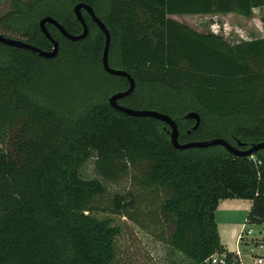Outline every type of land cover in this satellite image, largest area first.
Here are the masks:
<instances>
[{"label":"trees","instance_id":"obj_1","mask_svg":"<svg viewBox=\"0 0 264 264\" xmlns=\"http://www.w3.org/2000/svg\"><path fill=\"white\" fill-rule=\"evenodd\" d=\"M53 1L36 0L31 11L22 12L20 1L13 0L0 25L50 51L51 43L38 28L41 18H54L72 35L81 31L71 14L76 0H56L63 18L49 4ZM98 3L95 8L111 36L109 63L114 41L119 70L136 84L161 83L175 93L189 89L191 102L206 111L216 138L233 146L236 137L252 144L264 141V70H254L251 62L264 61V39L231 45L223 36L201 34L174 19L233 13L250 19L255 10L264 9V0ZM48 30L59 44V55L61 43L74 45L69 52L75 54L92 37L90 57L103 70L104 36L95 27L78 42L63 38L53 26ZM0 48L9 53V63L0 66V264H113L121 228L111 216H129L134 200L130 193L108 198L103 182L131 173L130 179L162 196V223L172 227L169 237L150 236L160 244L165 240L171 255L187 264H211L212 256L224 253L228 259L234 256L220 243L215 220L219 202L247 200L251 207L245 222L264 224V150L253 155L255 160L234 157L222 147L179 151L172 147L165 124L114 111L106 100L81 113L68 128L57 112L20 89L24 81L41 82L47 74L45 64L59 55L46 60L1 44ZM114 78L124 82L120 90L125 91L126 79ZM134 92L119 104L125 106ZM154 98L161 101L154 109L176 121L180 143L200 135L205 117L195 106L189 112L200 115L201 125L192 131L195 122L185 119L189 112L183 113L181 103ZM248 114L259 115L258 121L241 122L240 116ZM88 161L100 180L79 178V168Z\"/></svg>","mask_w":264,"mask_h":264},{"label":"rangeland","instance_id":"obj_2","mask_svg":"<svg viewBox=\"0 0 264 264\" xmlns=\"http://www.w3.org/2000/svg\"><path fill=\"white\" fill-rule=\"evenodd\" d=\"M19 1L21 3V11L27 12L31 11L28 8L36 0ZM102 1L107 2L108 0ZM12 2L13 0H0V19L11 11ZM56 3H58L56 0L49 2V4H52L54 12H57L58 8ZM57 14L61 18L65 16L62 8ZM31 16L36 17V14L32 13ZM174 19L201 34L223 36L231 45H237L242 41L249 42L260 38L264 39V9L255 10L253 17L250 19L239 13L178 17ZM0 34L27 42L26 37L21 34L12 35L6 32L2 25H0ZM92 41L93 38H89L75 54L69 52L75 49L74 45L65 42L61 43L62 50L59 57L45 64L47 74L45 73L42 81L34 84L28 80L20 85L22 92L37 104L57 112L65 120L68 128L81 113L89 110L94 104L104 100L107 101L112 94L122 92L120 89L124 86V82L103 72L101 67L91 59ZM112 50L110 67L119 69V49L114 41ZM8 55L9 53L6 49L0 48V66L9 63ZM251 62L254 70H264V61L262 59L256 58L251 60ZM96 70L99 73L97 76L94 75ZM176 93H180L182 98L173 96ZM176 93L161 83H137L134 98L125 101L123 104L129 109L137 111H157L154 107H157V103L161 101L156 100L154 97H164L170 103H181L185 114L195 106L203 114L205 121L200 135L195 137L192 142L215 139L217 135L215 136L211 131L213 130L211 129V120L208 119L209 117L203 108L194 101L191 102L192 94L190 90L184 89ZM177 109H180V106ZM240 117L241 122L246 124H252L259 119L257 114H248ZM168 131L169 129H167ZM237 141L248 145L252 144L241 137H236L231 142L237 144ZM78 174L82 180H100L94 170L92 161L84 163L79 168ZM131 175L132 173L130 176H124L115 182H103L108 198L114 194L130 193L134 200V205L128 210L129 216H111L114 219V223L121 228V234L116 239L117 258L113 264H187L180 256L171 255L170 250L164 244L166 243L165 240H162L164 243L160 244L155 241V238L150 236L151 234L157 237L160 235L169 237L172 227L171 225L164 227L162 223L163 217L159 209L162 203V196L155 192L154 188H144L139 183L137 184L130 179ZM227 202L230 203L229 209L225 207L228 204ZM218 206L219 208L217 207L218 210L216 209L217 212H215V220L220 243L223 247L231 253L240 251L241 259L245 264L252 263L256 256H264V241L262 240L264 238V225H249L245 222V216L249 210L247 201L229 199L228 201L219 202ZM97 215L99 217H107L104 214ZM242 225L246 228L244 236L247 235L248 231L251 233L240 244L237 243V240ZM255 239L262 241L263 248L257 247L252 252L251 244L256 243Z\"/></svg>","mask_w":264,"mask_h":264},{"label":"water","instance_id":"obj_3","mask_svg":"<svg viewBox=\"0 0 264 264\" xmlns=\"http://www.w3.org/2000/svg\"><path fill=\"white\" fill-rule=\"evenodd\" d=\"M82 9L87 11L92 21L99 28V30L103 33L104 46H103V52H102V57H101V64H102V68L104 72L114 77L126 79L128 83V87L125 91L112 94L108 98L107 102L111 109L119 113H122L124 115H127L129 117L151 118V119L162 122L169 128L168 136H169L172 147L179 151L190 150V149H206V148H211V147H222L227 153H229L230 155L234 157H251L255 155L256 153L264 150V141L252 144L249 147H246V144H243L240 142H237V145L233 146L232 144L228 143L226 140L221 139V138H215V139H211L207 141H200V142L180 143L179 142L180 133H179L178 125L176 121L173 120L169 115L160 113L157 111H152V110L137 111V110L129 109L125 106L120 105L119 104L120 100L125 99L133 94L135 87H136V83L134 79L124 70L113 69L110 67L109 50H110V44H111V36H110L109 30L107 29L106 25L95 15L93 9L90 6H87L84 4H77L74 6L73 11H74L75 18L82 26V32L79 35H72L68 33L65 30V28L57 20H55L54 18L50 16L43 17L39 20L38 28L41 34L52 45V49L50 51L41 50L25 41L6 37L2 34H0V44L3 46L10 47V48H15V49L29 52L32 55L38 58H41V59H46V60L55 59L59 55V44L57 41H55L52 38L47 26L48 25L53 26L59 32V34L63 38L67 39L68 41H71V42L83 41L88 36V27L81 14ZM185 119L193 120L195 122V125L192 128V131H196L201 125V117L196 112H189L185 116Z\"/></svg>","mask_w":264,"mask_h":264},{"label":"built area","instance_id":"obj_4","mask_svg":"<svg viewBox=\"0 0 264 264\" xmlns=\"http://www.w3.org/2000/svg\"><path fill=\"white\" fill-rule=\"evenodd\" d=\"M253 157L254 156H251L252 159H253ZM253 160H255V159H253ZM245 231H246V228L244 225H242L237 243L241 244L243 242V240L250 235L251 232L248 231L247 235L244 236ZM255 240H256V243L251 244V251L252 252H254L257 249V247H259L260 249L263 248L262 241H259L257 239H255ZM262 240L264 241V238ZM233 255L234 256L231 257V259H228L227 255L225 253L220 254V255H214L210 258V263L211 264H236V263L237 264H245V263H243V261L241 259L242 255H241L240 251H236L235 253H233ZM250 264H264V256H262V257L256 256L255 259L253 260V262Z\"/></svg>","mask_w":264,"mask_h":264},{"label":"flooded vegetation","instance_id":"obj_5","mask_svg":"<svg viewBox=\"0 0 264 264\" xmlns=\"http://www.w3.org/2000/svg\"><path fill=\"white\" fill-rule=\"evenodd\" d=\"M98 2H99V0H95L93 4H89V3H84L82 0H76L75 4H74L73 7H72L71 14H72L73 17L75 18L74 11H73L74 6L77 5V4H84V5L90 6V7L93 9L95 15L101 20V18L99 17V15H98V13H97L96 8H95V4H99ZM81 14H82V17H83V19H84V21H85V23H86V25H87V27H88V36H87V38L91 35L92 29H93L94 27L96 28V31H97V32H101V31L99 30V28L95 25V23L92 21L91 17L88 15V13H87L86 10L82 9V10H81ZM75 20H76V18H75ZM76 21H77V20H76ZM101 21H102V20H101ZM77 22H78V21H77ZM78 23H79V22H78ZM79 25H80V23H79ZM48 26H49V25H48ZM48 26H47V28H48ZM80 30H81V31H80L79 34H81V32H82V26H81V25H80ZM101 33H102V32H101ZM79 34H78V35H79ZM102 34H103V33H102Z\"/></svg>","mask_w":264,"mask_h":264},{"label":"crops","instance_id":"obj_6","mask_svg":"<svg viewBox=\"0 0 264 264\" xmlns=\"http://www.w3.org/2000/svg\"><path fill=\"white\" fill-rule=\"evenodd\" d=\"M226 201H228V200H226ZM239 201H247V200H239ZM224 202V201H223ZM228 203V204H227ZM226 204L227 205H225V207L226 208H228L229 206H230V203L229 202H227ZM246 203V202H245ZM247 203L249 204V209H250V207H251V203L249 202V201H247ZM218 208H219V206H218ZM229 209V208H228ZM218 210V209H217ZM217 212V211H216ZM248 212H249V210H248ZM247 212V213H248ZM231 215V214H230ZM246 216H247V214H246ZM246 216H245V220H246ZM262 225H264V224H262ZM262 225H260V226H262ZM240 231H241V229L239 230V234H240ZM222 245V244H221ZM223 246V245H222ZM224 248V247H223ZM225 249V248H224ZM226 250V249H225ZM227 251V250H226ZM227 252H229V251H227ZM229 253H231V252H229ZM233 253H235V252H233Z\"/></svg>","mask_w":264,"mask_h":264}]
</instances>
